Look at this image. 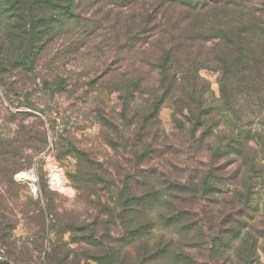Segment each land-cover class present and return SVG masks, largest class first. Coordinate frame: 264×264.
Wrapping results in <instances>:
<instances>
[{"label":"trees","instance_id":"obj_1","mask_svg":"<svg viewBox=\"0 0 264 264\" xmlns=\"http://www.w3.org/2000/svg\"><path fill=\"white\" fill-rule=\"evenodd\" d=\"M90 48L108 57L102 81L117 78L122 110L100 121L118 177L73 143L58 148L77 158L80 192L115 196L83 238L96 251L86 264H264V0H0L1 83ZM202 69L218 72L219 95ZM66 79L42 80L54 94ZM9 236L1 222L0 264H36ZM51 255L47 264L82 263Z\"/></svg>","mask_w":264,"mask_h":264},{"label":"rangeland","instance_id":"obj_2","mask_svg":"<svg viewBox=\"0 0 264 264\" xmlns=\"http://www.w3.org/2000/svg\"><path fill=\"white\" fill-rule=\"evenodd\" d=\"M89 51L81 49L64 61H42L34 79L13 71L15 76L11 73L10 78L0 82V219L2 227L9 230V247L19 257L32 258L36 264H47V252L51 257L69 253V259L79 255L81 264H86L85 253L96 251L83 238L92 233L90 224L98 220L101 204L110 205L115 198L112 191L100 192L98 196L80 192L75 182L77 158L66 149L61 153L58 150L61 145L67 148L73 143L96 160L109 163L113 176L118 177L116 162L120 153L107 144L100 121L107 116L120 118L122 93L116 77L114 83L102 81L107 80L102 76V67L108 57L97 49ZM56 75L67 79L60 91L52 94L43 80ZM201 75L219 95L218 72L202 69ZM74 83L79 84V92H84L82 98L71 93ZM159 116L170 134L171 108L164 107ZM118 221L109 225L112 244L122 238ZM71 225L75 231H62ZM104 226V222L98 226L100 238L106 235ZM59 236L70 241V247L62 248ZM4 259L0 256V260ZM75 263L69 260L67 264Z\"/></svg>","mask_w":264,"mask_h":264},{"label":"bare ground","instance_id":"obj_3","mask_svg":"<svg viewBox=\"0 0 264 264\" xmlns=\"http://www.w3.org/2000/svg\"><path fill=\"white\" fill-rule=\"evenodd\" d=\"M58 184H60V182L58 181Z\"/></svg>","mask_w":264,"mask_h":264}]
</instances>
